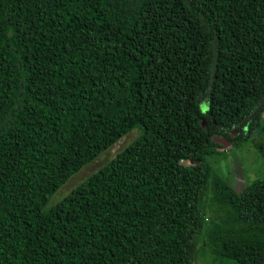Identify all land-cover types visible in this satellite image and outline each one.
Wrapping results in <instances>:
<instances>
[{
  "label": "trees",
  "instance_id": "1",
  "mask_svg": "<svg viewBox=\"0 0 264 264\" xmlns=\"http://www.w3.org/2000/svg\"><path fill=\"white\" fill-rule=\"evenodd\" d=\"M215 138L264 159V0H0V264H264V181Z\"/></svg>",
  "mask_w": 264,
  "mask_h": 264
},
{
  "label": "rangeland",
  "instance_id": "2",
  "mask_svg": "<svg viewBox=\"0 0 264 264\" xmlns=\"http://www.w3.org/2000/svg\"><path fill=\"white\" fill-rule=\"evenodd\" d=\"M140 132L141 127L132 128L110 147L102 151L94 160L83 165L55 191L46 204V208L59 201L85 177L97 171L118 152L123 150ZM217 151L207 156V162L211 165L213 175L220 176L235 191L242 190L252 180L259 179L264 181V159L256 152L250 141L242 142L236 147L225 143L223 147H218ZM212 189L209 185L205 198L207 216L212 214L210 212L211 205H216ZM204 238L207 237L205 236ZM199 245V252L194 264H235L232 260L214 255L203 238L200 240Z\"/></svg>",
  "mask_w": 264,
  "mask_h": 264
},
{
  "label": "clouds",
  "instance_id": "3",
  "mask_svg": "<svg viewBox=\"0 0 264 264\" xmlns=\"http://www.w3.org/2000/svg\"><path fill=\"white\" fill-rule=\"evenodd\" d=\"M199 108H200V113L203 116L206 115L207 112L210 110V105L207 101H205L199 105Z\"/></svg>",
  "mask_w": 264,
  "mask_h": 264
},
{
  "label": "water",
  "instance_id": "4",
  "mask_svg": "<svg viewBox=\"0 0 264 264\" xmlns=\"http://www.w3.org/2000/svg\"><path fill=\"white\" fill-rule=\"evenodd\" d=\"M235 132L236 131L233 130V133H235ZM215 139H216V141H218L220 143H223V144L228 143L227 139H225V138H215Z\"/></svg>",
  "mask_w": 264,
  "mask_h": 264
}]
</instances>
